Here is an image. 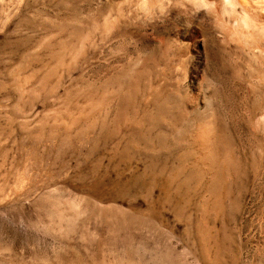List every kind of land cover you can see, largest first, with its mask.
I'll list each match as a JSON object with an SVG mask.
<instances>
[{
  "label": "rangeland",
  "instance_id": "obj_1",
  "mask_svg": "<svg viewBox=\"0 0 264 264\" xmlns=\"http://www.w3.org/2000/svg\"><path fill=\"white\" fill-rule=\"evenodd\" d=\"M139 3L0 0V264H264V46Z\"/></svg>",
  "mask_w": 264,
  "mask_h": 264
},
{
  "label": "bare ground",
  "instance_id": "obj_2",
  "mask_svg": "<svg viewBox=\"0 0 264 264\" xmlns=\"http://www.w3.org/2000/svg\"><path fill=\"white\" fill-rule=\"evenodd\" d=\"M145 2L151 7V19L148 21L166 16L181 21L177 36L179 47L186 52H205L206 39H211L215 44L216 34H219L224 42L230 41L234 45L244 43L260 50L264 46V0H207L212 5L211 10L195 15L190 7H178L187 0ZM161 8H167V11L162 12ZM140 15L142 20H146L143 13L140 12Z\"/></svg>",
  "mask_w": 264,
  "mask_h": 264
},
{
  "label": "clouds",
  "instance_id": "obj_3",
  "mask_svg": "<svg viewBox=\"0 0 264 264\" xmlns=\"http://www.w3.org/2000/svg\"><path fill=\"white\" fill-rule=\"evenodd\" d=\"M159 7V6H157ZM181 9L190 7L192 9L193 15L200 12H209L212 8V5L207 2V0H187L186 3H180L178 5ZM138 10L143 13L146 20L151 19V7L145 2V0H140V3L137 5ZM162 12L167 11V8H161Z\"/></svg>",
  "mask_w": 264,
  "mask_h": 264
}]
</instances>
